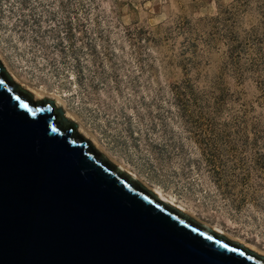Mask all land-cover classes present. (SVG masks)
<instances>
[{"label": "rangeland", "instance_id": "1", "mask_svg": "<svg viewBox=\"0 0 264 264\" xmlns=\"http://www.w3.org/2000/svg\"><path fill=\"white\" fill-rule=\"evenodd\" d=\"M0 63L109 162L264 257V0H0Z\"/></svg>", "mask_w": 264, "mask_h": 264}, {"label": "water", "instance_id": "2", "mask_svg": "<svg viewBox=\"0 0 264 264\" xmlns=\"http://www.w3.org/2000/svg\"><path fill=\"white\" fill-rule=\"evenodd\" d=\"M0 63V264H264L109 162Z\"/></svg>", "mask_w": 264, "mask_h": 264}, {"label": "bare ground", "instance_id": "3", "mask_svg": "<svg viewBox=\"0 0 264 264\" xmlns=\"http://www.w3.org/2000/svg\"><path fill=\"white\" fill-rule=\"evenodd\" d=\"M40 91H41V90H40ZM42 92H43V91H42ZM42 92L37 91V92H35V93H36L37 96H41V95H44V94H42ZM57 100H59V99L57 98ZM67 114L70 115V113H68V112H67ZM131 175H132V174H131ZM155 190H156V191H155V192L153 191V192H154V194H155L157 197H159L160 199H163V201L166 202L167 204H169L170 206H172V207L174 206V208H176V209L178 208L179 210L183 211V210H182V207L178 206V204L175 203V201H174L173 198H166V196H164V195L162 194V192H161L159 189L156 188ZM178 209H177V210H178ZM216 230L218 231L217 233H220V234L223 233V232L220 231V229H216Z\"/></svg>", "mask_w": 264, "mask_h": 264}]
</instances>
